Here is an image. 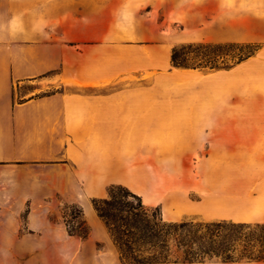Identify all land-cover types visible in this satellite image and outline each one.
Returning <instances> with one entry per match:
<instances>
[{
  "label": "crops",
  "instance_id": "obj_1",
  "mask_svg": "<svg viewBox=\"0 0 264 264\" xmlns=\"http://www.w3.org/2000/svg\"><path fill=\"white\" fill-rule=\"evenodd\" d=\"M180 9L184 39L260 47L226 68H180L196 87L177 113L140 96L152 86L109 85L152 77L151 22L126 31L138 42L123 45L92 0H0V264H264L126 262L93 202L112 184L144 189L152 173V204L172 219L264 222V0H181ZM28 82L38 88L18 98ZM173 152L195 154L188 181L167 180ZM67 203L82 207L87 237L68 231Z\"/></svg>",
  "mask_w": 264,
  "mask_h": 264
},
{
  "label": "trees",
  "instance_id": "obj_2",
  "mask_svg": "<svg viewBox=\"0 0 264 264\" xmlns=\"http://www.w3.org/2000/svg\"><path fill=\"white\" fill-rule=\"evenodd\" d=\"M222 43L195 42L176 45L172 49L171 61L183 67L211 68L229 67L255 53L260 47L257 42H229L240 48L237 60L233 64L218 58L222 51H212L213 56L204 62L198 61V53L190 56V47H219ZM225 44V43H224ZM254 46L243 51L244 47ZM191 58L194 61L191 62ZM94 205L99 215L106 221L110 232L126 262H160V261H199L219 257L223 261L264 260V222L234 221H200L185 219L166 220L155 211L150 212L142 196L124 184H112L107 197H95ZM77 212L73 220L77 226L66 225L71 234L87 237L89 226L83 217V209L74 204ZM159 206L156 207L159 210ZM139 246H148L147 252ZM174 258V259H172Z\"/></svg>",
  "mask_w": 264,
  "mask_h": 264
},
{
  "label": "rangeland",
  "instance_id": "obj_3",
  "mask_svg": "<svg viewBox=\"0 0 264 264\" xmlns=\"http://www.w3.org/2000/svg\"><path fill=\"white\" fill-rule=\"evenodd\" d=\"M80 1V0H78ZM94 7H100L103 5L102 12L106 15L109 22V35L113 36L118 33H123V37L118 39H113L117 43H122L123 45L134 44L138 42V39L133 36H128L126 31H131L132 33L140 30L141 28H148L149 22L152 23V27L156 30V35L152 39V55L157 58L156 65H152V77L149 75H129L120 78L115 82H111L109 85L113 86H126V87H141L148 88L152 86V90L141 89L140 96L144 97L146 100L152 96L153 101L162 103H173L176 104V111L179 112L180 104L185 100L186 92L192 90L195 92L196 87V75H182L179 73L180 68H191V71H197L198 69L212 70L216 68H211L209 65L202 67H183L177 66L170 60L172 49L176 45L188 44L201 42L197 40H188L182 37V32L185 28V24L181 20V0H171L170 6L165 8L164 6L152 5V0H149L147 4L142 7L135 5L133 0H92ZM155 8V9H154ZM66 13H72L69 9L65 10ZM151 12V13H150ZM80 13V12H79ZM254 46L244 47V52L248 49H253ZM190 56L196 55V50L198 53V61L204 62L208 57L213 56L214 50L222 51L223 57L218 58V64L224 65L223 61H227L228 64H233L237 60V55L241 50L236 45H229L222 43L219 47L215 46H203L199 49L193 45L190 48ZM191 62L194 58H191ZM226 68V67H221ZM38 88L37 84H32L31 82L25 83L22 86L17 87V96L20 98L21 93L29 92L27 89ZM53 87L43 88L41 92H47L52 90ZM152 91V94L150 93ZM195 94V93H194ZM29 95V94H27ZM144 99V100H145ZM175 110V109H174ZM175 128V126H173ZM176 129V128H175ZM144 149V148H143ZM145 150V149H144ZM179 152H173L172 163L173 172L168 173L166 176L168 181L179 183L181 179L188 181L191 178V172L196 166V156L195 154L186 157H181ZM145 157L142 160V164L145 161L152 162V156L142 154ZM152 166V163H146ZM169 165V164H167ZM148 167V166H147ZM150 167L149 171H151ZM160 180V179H159ZM144 189L133 190L142 196V201L145 206L149 207L150 212L153 211L160 213L164 219L172 221H180L185 219L201 220L196 214H186L180 219H172L171 216L167 215L161 206V203L152 204V194L158 193L159 190H152V173L146 174L143 179ZM176 191V190H174ZM162 192V191H160ZM167 192V191H166ZM170 203L171 197L168 196ZM159 206V210L156 207ZM64 207V206H63ZM77 208L74 204H65L64 207V220L67 221L72 227H76L77 224L73 220V213H76ZM142 251L147 252L150 249L148 246H139ZM215 259H220L219 257H212ZM207 258V259H212ZM174 259V258H172ZM221 260V259H220Z\"/></svg>",
  "mask_w": 264,
  "mask_h": 264
}]
</instances>
